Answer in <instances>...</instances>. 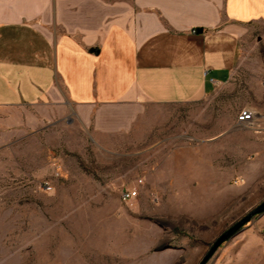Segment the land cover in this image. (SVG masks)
Returning <instances> with one entry per match:
<instances>
[{"label":"rangeland","instance_id":"374dc122","mask_svg":"<svg viewBox=\"0 0 264 264\" xmlns=\"http://www.w3.org/2000/svg\"><path fill=\"white\" fill-rule=\"evenodd\" d=\"M242 109L255 129L236 126ZM137 122L98 138L69 109H0V264H198L264 201V24L227 84ZM206 264H264V213Z\"/></svg>","mask_w":264,"mask_h":264},{"label":"crops","instance_id":"0c3cea01","mask_svg":"<svg viewBox=\"0 0 264 264\" xmlns=\"http://www.w3.org/2000/svg\"><path fill=\"white\" fill-rule=\"evenodd\" d=\"M257 24L264 0H0V109H69L98 138L126 133L146 103L227 84Z\"/></svg>","mask_w":264,"mask_h":264},{"label":"water","instance_id":"95a60500","mask_svg":"<svg viewBox=\"0 0 264 264\" xmlns=\"http://www.w3.org/2000/svg\"><path fill=\"white\" fill-rule=\"evenodd\" d=\"M202 30L199 29V32ZM264 213V201L261 202L258 206L244 215L241 219L231 225L226 229L219 237L212 243L207 253L202 257L198 264H206L208 260L214 255L217 249L229 239H231L235 234H237L246 224L250 222L252 217Z\"/></svg>","mask_w":264,"mask_h":264},{"label":"built area","instance_id":"2783aa9c","mask_svg":"<svg viewBox=\"0 0 264 264\" xmlns=\"http://www.w3.org/2000/svg\"><path fill=\"white\" fill-rule=\"evenodd\" d=\"M257 124V112L253 109H242L236 118V126L241 129H255ZM137 195L138 191L135 188L126 190L122 193V201L129 203Z\"/></svg>","mask_w":264,"mask_h":264}]
</instances>
